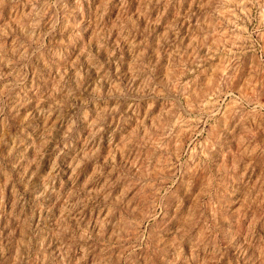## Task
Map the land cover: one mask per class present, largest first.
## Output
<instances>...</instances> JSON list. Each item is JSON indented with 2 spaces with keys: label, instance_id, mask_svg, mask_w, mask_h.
Returning <instances> with one entry per match:
<instances>
[{
  "label": "rangeland",
  "instance_id": "rangeland-1",
  "mask_svg": "<svg viewBox=\"0 0 264 264\" xmlns=\"http://www.w3.org/2000/svg\"><path fill=\"white\" fill-rule=\"evenodd\" d=\"M0 264H264V0H0Z\"/></svg>",
  "mask_w": 264,
  "mask_h": 264
}]
</instances>
